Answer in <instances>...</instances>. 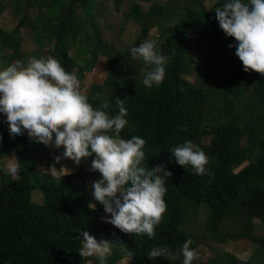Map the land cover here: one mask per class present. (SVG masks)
I'll return each mask as SVG.
<instances>
[{"label":"trees","instance_id":"16d2710c","mask_svg":"<svg viewBox=\"0 0 264 264\" xmlns=\"http://www.w3.org/2000/svg\"><path fill=\"white\" fill-rule=\"evenodd\" d=\"M124 1L113 0L116 11ZM209 1L132 0L123 26L132 20L139 33L130 45L111 50L101 29L106 0H0V18L9 6L19 17L11 32L0 24V71L17 60L26 66L30 57H53L84 78L105 57L107 75L89 86V103L97 107L107 100L105 111L114 116L116 98L126 100L128 124L121 138H143L146 165H166L172 173L166 181L167 212L155 238L126 234L102 221L104 206L84 194L81 171L59 177L39 171L36 163L45 157V145L26 133L13 139L0 113V160L15 153L19 165L16 178L0 167V264H99L79 255L80 229L117 243L105 264L126 258L130 264H183L181 248L188 239L193 249L212 240L256 245L245 260L223 253L204 264H264V236L254 234V220L264 224V76L245 72L235 48H229L237 41L224 34L215 13L226 0H215L212 9ZM21 28L30 32L33 51H24ZM149 38L170 58L164 81L151 88L142 82V72L150 68L130 51ZM7 50L10 55L4 57ZM188 140L209 157L212 175L200 176L175 162L169 150ZM94 158H87L90 165ZM201 213L206 220L199 227ZM160 246L179 258L149 260V251Z\"/></svg>","mask_w":264,"mask_h":264},{"label":"clouds","instance_id":"9594fccd","mask_svg":"<svg viewBox=\"0 0 264 264\" xmlns=\"http://www.w3.org/2000/svg\"><path fill=\"white\" fill-rule=\"evenodd\" d=\"M215 13L224 34L237 41L229 48H235L244 71L264 76V0H248L247 3L226 0L215 8ZM130 51L133 59H142L150 68L142 72L143 84L148 88L161 85L170 58L157 50L156 42L145 40ZM125 101L116 98L118 114L114 116L105 111L110 107L107 100L93 107L81 91V81L75 72L66 71L53 57H30L26 66L17 60L0 71V113L6 116L11 137L14 139L26 131L37 143L62 148V157L54 156L55 163L45 169L52 176L65 170L66 175L70 174L67 168L56 167L62 158L79 166L85 158L94 156L91 171L99 172L102 179L93 181L90 191L95 202L103 205L111 217H102V221L126 234H146L154 239L156 227L167 212L166 181L172 178V173L166 165L152 168L146 165V141L143 138H121V132L128 124ZM112 132L114 136L109 134ZM2 139L0 135V141ZM169 152L186 170V166H191L195 174L212 175L207 167L209 157L191 140L172 147ZM9 160L7 171L15 177L19 169L18 158L13 155ZM93 206L95 203L89 204L90 209ZM79 233L77 238L82 239L79 255L84 260L95 257L99 264H105L117 243L106 239L98 241L82 229ZM192 244L193 241L188 239L182 245L183 264H193L199 259ZM158 257L177 259L179 254L167 246L153 247L148 259ZM87 264H92L91 260Z\"/></svg>","mask_w":264,"mask_h":264},{"label":"rangeland","instance_id":"374dc122","mask_svg":"<svg viewBox=\"0 0 264 264\" xmlns=\"http://www.w3.org/2000/svg\"><path fill=\"white\" fill-rule=\"evenodd\" d=\"M106 1L108 2V6L106 9L107 19L106 21L101 22V29H102V33L104 37L108 40L109 49L117 50V49L123 48L133 43V41L136 39L137 34L139 33V26L132 20H128L123 26L124 13L130 9L132 5V0H125L122 3L119 11L115 10V5H114L113 0H106ZM214 1L215 0H210L206 4V6L209 9H212ZM142 4L145 8L149 7L150 5V3H142ZM13 11L14 9L11 6H9L7 10L5 11V13L0 18L1 27L6 32H11L12 30L16 28L18 24L19 17H17ZM36 13H37L36 10L30 11L31 16H35ZM155 33L156 31L154 30L153 32H151V35H154ZM20 35H21V43H22L24 51H29V52L33 51L35 49V46H34L33 39L30 35V32L26 28H21ZM148 40H151V39L149 38ZM10 52H11L10 50L9 51L7 50L6 53L4 54L5 56L4 55L3 56L6 57L10 55ZM106 62H107L106 58L101 57L99 60V63L96 65L94 70L90 73H87L84 76V78H80L75 72L76 76L81 81V91L85 95L88 92L89 86L92 83H95V82L102 83L104 81L107 75ZM198 62L199 61L196 60V63ZM5 68L7 67H4L3 69H1V71L4 70ZM190 80L194 81V78L192 77L190 78ZM24 133L27 134L26 131ZM43 154L45 155V157L37 161L36 167L39 171L49 174L45 169H48L51 165L55 163L53 159L54 156L62 157L63 149L62 148L56 149L55 147L45 146V150ZM13 155H15V153L9 154L5 156L4 159L0 160V167H3L5 172L8 174L10 173L7 171V166L11 162L9 159H11ZM62 166L67 168L70 171V173L81 171L82 176L85 180V184H86V191H84V194L86 193L87 194L86 196H90L94 198V196L92 195V192L90 191L91 183L95 180L102 179V176L99 172L91 171V165L88 163L87 158H85L79 166H77L70 159L62 158L61 163L56 164V167L59 169ZM65 174H67L66 170L62 172H58L55 177H59ZM17 176H18V173L15 177L13 176L12 177L16 178ZM34 200L40 201L41 197L39 195L38 196L35 195ZM103 217H106L108 219L111 218L109 214L107 213H104ZM204 220H206V214L201 213L198 218L199 223H197L199 227L201 226V223L204 224L205 222ZM78 223L81 226L80 218L78 219ZM195 224L196 223L190 224V227L195 229ZM254 234L257 237L264 236V224L261 223L259 220H254ZM101 239H105V238L101 236L97 240L99 241ZM255 248H256V245L247 240L229 241L228 243H224V244H218L214 240L206 241V242L202 241L195 248V250L199 253V259L194 260L193 262H196L198 264H204L208 262L209 259H212L216 255L223 254V253L233 254V255H236L239 259L245 260L251 257ZM92 258H95V257H92ZM91 262L92 264H96L94 261H91ZM118 264H130V259L126 258L118 262Z\"/></svg>","mask_w":264,"mask_h":264}]
</instances>
